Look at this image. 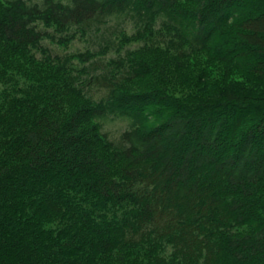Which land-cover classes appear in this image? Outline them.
Here are the masks:
<instances>
[{
  "label": "trees",
  "instance_id": "trees-1",
  "mask_svg": "<svg viewBox=\"0 0 264 264\" xmlns=\"http://www.w3.org/2000/svg\"><path fill=\"white\" fill-rule=\"evenodd\" d=\"M0 264H264V0H0Z\"/></svg>",
  "mask_w": 264,
  "mask_h": 264
},
{
  "label": "rangeland",
  "instance_id": "rangeland-1",
  "mask_svg": "<svg viewBox=\"0 0 264 264\" xmlns=\"http://www.w3.org/2000/svg\"><path fill=\"white\" fill-rule=\"evenodd\" d=\"M96 42V37L94 35L76 37L68 46L63 47L56 45L48 39L43 41V44L50 48L53 53L65 54L69 52L83 51L88 47H93ZM128 126L127 121L122 118L114 117L112 115L108 116L102 120V132L107 135L110 139H116L119 133L126 129Z\"/></svg>",
  "mask_w": 264,
  "mask_h": 264
}]
</instances>
